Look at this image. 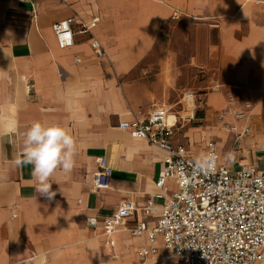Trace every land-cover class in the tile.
Here are the masks:
<instances>
[{"label": "crops", "instance_id": "0c3cea01", "mask_svg": "<svg viewBox=\"0 0 264 264\" xmlns=\"http://www.w3.org/2000/svg\"><path fill=\"white\" fill-rule=\"evenodd\" d=\"M179 14L217 26L221 87L204 93L208 108L200 120L206 123L184 125L174 141L185 143L197 158L210 139L216 146L230 143L227 152L218 151L222 161L259 168L264 159V3L0 0V264H138L137 250L148 239L132 230L141 220L155 224L160 213L158 201L152 217H145L142 206L155 191L165 152L117 124L146 117L154 105L180 111L181 89L167 74L164 59L154 75L147 62L163 24ZM74 15L85 21L99 17L93 34L103 55L95 53L88 33L59 42L53 24ZM229 93L250 102L247 117L227 111L218 116ZM36 121L59 124L76 141L73 169L57 170L49 179L51 199L37 191L32 165L17 163L23 160L25 133ZM246 125L252 132L238 138ZM101 156L113 176L108 188L95 192L93 173ZM124 200L139 209L106 234L104 218ZM90 216L97 217L95 229L88 224ZM166 255L160 244L148 264H175L165 261Z\"/></svg>", "mask_w": 264, "mask_h": 264}, {"label": "built area", "instance_id": "2783aa9c", "mask_svg": "<svg viewBox=\"0 0 264 264\" xmlns=\"http://www.w3.org/2000/svg\"><path fill=\"white\" fill-rule=\"evenodd\" d=\"M67 2V0H60ZM264 3V0H255ZM99 17L89 21L78 15L53 24L60 43L74 39L76 32L88 33L97 55H103L100 41L93 29ZM251 107L250 103H247ZM197 95L188 90L181 97V109L173 112L165 105H154L144 118L120 119L118 128L135 139H144L165 152L155 191L142 206L145 217L153 216L159 203L160 213L155 224L141 220L133 228L135 235H146L148 245L137 250L138 264H148L161 246L167 251L165 261L175 264H254L264 261V170L255 164L242 163L238 168L222 161L216 141L210 139L205 154L216 156L213 171L205 172L196 166L194 157L183 142H175V132L194 121L198 113ZM236 118L247 117V111L237 110ZM226 126L235 130L233 123ZM252 132L246 125L237 137ZM92 188L95 192L110 186L113 168L105 157L97 160ZM139 209L137 203L124 200L103 220L106 234L114 233ZM88 224L97 228L96 216Z\"/></svg>", "mask_w": 264, "mask_h": 264}, {"label": "rangeland", "instance_id": "374dc122", "mask_svg": "<svg viewBox=\"0 0 264 264\" xmlns=\"http://www.w3.org/2000/svg\"><path fill=\"white\" fill-rule=\"evenodd\" d=\"M218 45V28L215 24H206L198 17L179 14L163 24L159 38L147 59L153 75L164 59L165 70L175 85L181 89V97L185 91L196 92L199 106L197 118L190 124L187 123L188 125L206 123L200 120L206 116L208 108L204 101V93L221 87V83H217ZM247 103H250L247 99L233 98L229 93L227 107L219 112L218 116L221 117L226 111L235 113L236 109L251 110V107L246 106ZM260 116L264 124V101ZM229 144L217 145L216 149L227 152L231 146ZM258 166L264 170V159L258 161Z\"/></svg>", "mask_w": 264, "mask_h": 264}, {"label": "clouds", "instance_id": "9594fccd", "mask_svg": "<svg viewBox=\"0 0 264 264\" xmlns=\"http://www.w3.org/2000/svg\"><path fill=\"white\" fill-rule=\"evenodd\" d=\"M76 141L73 136L59 124L33 122L25 133L23 160L18 164L32 165V176L37 180V191L49 199L55 196L49 183L57 170L70 172L75 166ZM229 158H231L229 156ZM216 156L212 153L202 154L196 166L205 172L213 171Z\"/></svg>", "mask_w": 264, "mask_h": 264}, {"label": "bare ground", "instance_id": "6f19581e", "mask_svg": "<svg viewBox=\"0 0 264 264\" xmlns=\"http://www.w3.org/2000/svg\"><path fill=\"white\" fill-rule=\"evenodd\" d=\"M112 95H113V93H112ZM116 97V96H115ZM114 98V97H113Z\"/></svg>", "mask_w": 264, "mask_h": 264}]
</instances>
